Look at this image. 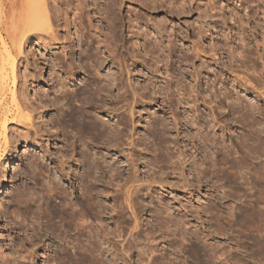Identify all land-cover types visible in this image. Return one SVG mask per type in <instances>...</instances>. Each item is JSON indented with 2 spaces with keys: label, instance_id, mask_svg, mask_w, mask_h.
<instances>
[{
  "label": "rangeland",
  "instance_id": "1",
  "mask_svg": "<svg viewBox=\"0 0 264 264\" xmlns=\"http://www.w3.org/2000/svg\"><path fill=\"white\" fill-rule=\"evenodd\" d=\"M46 2L0 0V264H264V0Z\"/></svg>",
  "mask_w": 264,
  "mask_h": 264
},
{
  "label": "bare ground",
  "instance_id": "2",
  "mask_svg": "<svg viewBox=\"0 0 264 264\" xmlns=\"http://www.w3.org/2000/svg\"><path fill=\"white\" fill-rule=\"evenodd\" d=\"M78 1V0H77ZM81 1V0H80ZM83 2V1H82ZM97 3V2H96ZM77 4H78V2H77ZM25 6V8H24V22H25V25H26V27H27V31H35V30H49L50 28H51V22L52 21H50L51 19L50 18H52L51 17V13L49 12V8H48V5H47V2H46V0H25V4H24ZM72 6V5H71ZM85 6V5H83L82 3H80L79 2V4L77 5V8H78V11L79 10H82V11H84V8L83 7ZM83 8V9H82ZM75 10H77V9H75ZM52 11V10H51ZM108 11V10H107ZM0 13H2V10L0 9ZM81 13V12H80ZM83 14V13H82ZM77 15H79V12L77 13ZM81 15V14H80ZM84 16H85V14L83 15V18H84ZM78 17H80V16H78ZM81 18H82V16H81ZM80 18V19H81ZM83 18H82V20H83ZM77 20H79V19H77ZM78 22V21H77ZM83 22V21H82ZM89 22V21H88ZM56 23V22H55ZM84 23H85V21H84ZM24 24V23H23ZM79 24V23H78ZM87 25H89V24H87ZM90 25H91V23H90ZM78 26H81V25H78ZM83 27H85V26H83ZM90 27V26H89ZM88 27V28H89ZM52 29V28H51ZM50 29V30H51ZM53 30V29H52ZM51 30V31H52ZM57 30V29H56ZM97 31V30H96ZM53 32V31H52ZM25 34V33H24ZM51 35V34H50ZM94 35V34H93ZM53 36V35H52ZM55 36V35H54ZM83 36V35H82ZM79 37V36H78ZM4 38V37H3ZM6 38V37H5ZM23 38H25L24 37V35H23ZM22 38V39H23ZM21 39V40H22ZM52 40V39H51ZM0 45L2 46V50H3V47H4V50L6 49V48H8L9 47V45H8V43L5 41V39L4 40H1V38H0ZM22 42V41H21ZM23 43V42H22ZM10 44V43H9ZM16 44H18L17 46L19 47V48H21V43H17L16 42ZM16 48V47H15ZM9 50L11 49V48H8ZM15 50H18V48L17 49H15ZM22 50V49H21ZM6 51V50H5ZM20 51V50H19ZM1 52H4V51H1ZM8 52V51H7ZM10 52V51H9ZM13 52V51H12ZM5 53V52H4ZM7 55V54H6ZM8 55L10 56V54L8 53ZM7 57L8 56H6V58L5 59H7ZM10 57H12V56H10ZM9 57V58H10ZM2 58V57H1ZM10 61H11V58H10ZM9 61V62H10ZM14 60H13V58H12V61H11V63H9V64H11L12 65V62H13ZM2 63V62H1ZM10 66V65H9ZM13 66V65H12ZM10 67V68H12V69H14L13 67ZM4 72H6V71H4ZM11 74V73H10ZM13 78V77H12ZM2 79V78H1ZM14 79V78H13ZM16 79V78H15ZM18 79V78H17ZM2 82V81H1ZM12 84V83H11ZM2 85H1V83H0V87H1ZM13 87V86H12ZM8 89H9V87H8ZM13 88H11V90H12ZM88 91V90H87ZM13 92V91H12ZM0 93H2V90H1V92ZM89 93V92H88ZM13 95H14V93H13ZM1 96V95H0ZM5 97V96H4ZM2 98V97H1ZM14 98V97H13ZM1 100V99H0ZM12 101H13V99H12ZM22 106V105H21ZM24 106V105H23ZM5 107V106H4ZM25 107V106H24ZM24 107H22L23 109H24ZM5 115V114H4ZM3 115V116H4ZM79 115V114H78ZM86 115V114H85ZM87 116V115H86ZM6 117V116H5ZM76 117V116H75ZM88 118V117H87ZM75 120H73L71 123L73 124V126L74 127H78L79 128V130H81V131H83V132H85V133H87V134H90V133H92V132H94V130H95V127L96 126H93L94 124H92L91 122H92V120H91V122L90 121H88L87 119H86V117L84 116V115H80V116H78L77 118H74ZM32 120V119H31ZM5 125V124H4ZM3 126V125H2ZM8 127V126H7ZM6 127V128H7ZM80 132V131H79ZM94 135V134H93ZM10 141V140H9ZM3 146V145H2ZM7 152V151H6ZM4 169V168H3ZM4 179V178H3ZM3 183V182H2ZM129 185V184H128ZM135 186V185H134ZM133 186V187H134ZM131 187V186H130ZM129 187V188H130ZM129 188H128V190H129ZM128 190H127V192H128ZM133 194V193H132ZM132 194H130L129 193V195H132ZM23 196V195H22ZM90 198V197H89ZM86 199V200H84V201H82V203H80V204H78L81 208H84L85 210H88V211H92L93 210V202H92V197L90 198V199ZM132 198V197H131ZM129 200H132V199H130L129 198ZM20 202V201H19ZM21 203V202H20ZM58 203V202H57ZM60 204H61V202H59ZM58 205V204H57ZM66 205V204H65ZM132 205V204H131ZM70 208L67 210L66 208H65V206H62V205H58V206H56L54 209H53V211L51 212V215L50 214H48V215H50V219H55V218H57V220L59 219V222H60V224H55V223H53V226L52 227H54V229L53 230H55V231H57L58 230V232L60 233H64V232H69V231H72L73 233H74V235H77V236H79V232L80 231H82V229L80 230V227H79V224L82 222V221H78V217L80 216L79 214H77V213H79L80 211H76V208L74 209L73 207L71 208V206H69ZM80 213H83L82 211L80 212ZM91 214V213H90ZM77 215H79V216H77ZM81 215H83L84 216V214H81ZM82 217V216H81ZM56 220V219H55ZM79 220H82V219H79ZM55 222V221H54ZM80 222V223H79ZM83 223V222H82ZM81 225V224H80ZM84 225H86V224H84L83 223V225L81 226V228L84 226ZM86 227V226H85ZM84 227V228H85ZM90 231V230H89ZM54 232V231H53ZM58 233V234H59ZM87 251H88V248H85V250H79L77 247H76V244H73V250H72V253H71V255H69V256H66V255H62V260L64 261V262H69V264H93L92 262V259H91V257H90V255H89V253H87ZM81 259V261L79 262V260ZM60 262V261H59Z\"/></svg>",
  "mask_w": 264,
  "mask_h": 264
}]
</instances>
